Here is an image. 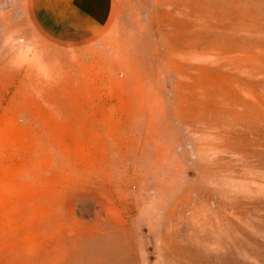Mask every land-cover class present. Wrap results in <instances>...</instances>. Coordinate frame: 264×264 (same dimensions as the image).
<instances>
[{"label": "rangeland", "instance_id": "rangeland-1", "mask_svg": "<svg viewBox=\"0 0 264 264\" xmlns=\"http://www.w3.org/2000/svg\"><path fill=\"white\" fill-rule=\"evenodd\" d=\"M0 264H264V0H0Z\"/></svg>", "mask_w": 264, "mask_h": 264}]
</instances>
